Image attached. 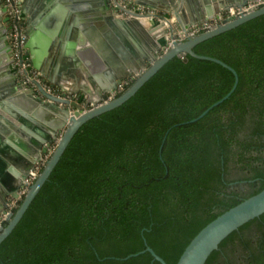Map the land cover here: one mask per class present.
<instances>
[{"label": "trees", "instance_id": "16d2710c", "mask_svg": "<svg viewBox=\"0 0 264 264\" xmlns=\"http://www.w3.org/2000/svg\"><path fill=\"white\" fill-rule=\"evenodd\" d=\"M194 50L237 70L232 93L189 121L231 89L235 74L182 53L89 118L0 243V264H163L149 250L125 258L146 242L176 264L236 196L264 185V13ZM215 264H264V220Z\"/></svg>", "mask_w": 264, "mask_h": 264}, {"label": "water", "instance_id": "95a60500", "mask_svg": "<svg viewBox=\"0 0 264 264\" xmlns=\"http://www.w3.org/2000/svg\"><path fill=\"white\" fill-rule=\"evenodd\" d=\"M136 2L171 11L183 27L212 18L215 12L248 0H176L175 8L159 0ZM26 46L29 61L44 78L78 99L48 92L18 81L12 68L9 15L0 0V212L31 169L54 146L43 169L29 185L7 223L0 225V243L20 221L58 163L74 134L89 118L112 109L131 97L168 60L182 53L215 60L235 74L231 89L198 116L228 97L236 88L237 70L224 60L197 53L194 46L215 34L264 13V4L240 15L223 19L213 27L185 40H173L160 52L159 27H149L136 18L122 17L109 0H31ZM164 2V0H161ZM156 5V6H155ZM22 6V5H21ZM23 12L29 13L26 5ZM138 73L121 94L109 99L123 78ZM83 104H89L84 110ZM165 137V136H164ZM264 220V185L236 196L215 218L204 225L181 252L176 264H215L237 241ZM149 250L154 259L169 264L146 242V247L125 258Z\"/></svg>", "mask_w": 264, "mask_h": 264}, {"label": "built area", "instance_id": "2783aa9c", "mask_svg": "<svg viewBox=\"0 0 264 264\" xmlns=\"http://www.w3.org/2000/svg\"><path fill=\"white\" fill-rule=\"evenodd\" d=\"M8 8L7 15H9V39L11 42V57L13 69L18 74V81L24 85H34V80L39 81L42 86L50 93L65 97L69 99H78L76 94L63 92L57 86L52 85L43 74L33 67L29 61V51L26 46L28 34L25 26V17L22 10L20 0H2ZM264 4V0H248L242 5H230L228 8H223L215 12L212 18H208L187 27H183L178 23L177 16L173 12H164L161 9L140 4L135 0H109V5L112 6L122 17L136 18L141 20L149 27H159V39L161 41L160 52L167 50L173 40L182 41L189 37H193L211 27L220 23L223 19L240 15L255 7ZM138 73L133 72L118 84L117 88L109 95V99L116 96V94L123 89L125 84L131 79H135ZM84 110H87L89 104H83ZM54 147V146H53ZM49 150L38 161L36 167L30 170L24 179V185L19 189L18 197H11L6 211L0 212V225L5 224L9 219V215L14 211L19 200L29 188V185L35 180L40 173V166L46 163L53 149Z\"/></svg>", "mask_w": 264, "mask_h": 264}, {"label": "crops", "instance_id": "0c3cea01", "mask_svg": "<svg viewBox=\"0 0 264 264\" xmlns=\"http://www.w3.org/2000/svg\"><path fill=\"white\" fill-rule=\"evenodd\" d=\"M20 2H21L22 6L26 5V7H28L30 9L29 13L24 12L25 26H26V30H27L28 25H29V15H30V12L34 9V5L32 4L31 0H20ZM156 3L159 4V5H162V4H166L167 5L168 4L172 8H175L176 0H164V2H161V0H159V1H156ZM164 12H169V11H164ZM4 16H7V14L5 13ZM29 56H30V53H29ZM52 147L53 146H51L49 148V150H51Z\"/></svg>", "mask_w": 264, "mask_h": 264}, {"label": "rangeland", "instance_id": "374dc122", "mask_svg": "<svg viewBox=\"0 0 264 264\" xmlns=\"http://www.w3.org/2000/svg\"><path fill=\"white\" fill-rule=\"evenodd\" d=\"M234 176H236V175H234ZM237 176H238V175H237ZM240 187H241V188H245L246 186L243 185V183H241V184H240Z\"/></svg>", "mask_w": 264, "mask_h": 264}]
</instances>
